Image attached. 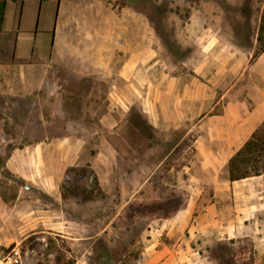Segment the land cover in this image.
I'll use <instances>...</instances> for the list:
<instances>
[{"label":"rangeland","instance_id":"obj_1","mask_svg":"<svg viewBox=\"0 0 264 264\" xmlns=\"http://www.w3.org/2000/svg\"><path fill=\"white\" fill-rule=\"evenodd\" d=\"M46 11L24 10L37 44L50 45L56 23L58 55L86 63L114 47L115 62L82 77L61 67L51 82L39 72L35 84L0 65V238L18 264H148L158 240L174 264H220L214 251L224 264H264V191H218L194 146L196 118L170 94L155 113L145 93L153 79L210 82L228 59L242 70L264 46V0H62L52 22ZM139 47L142 78L129 80L122 66ZM196 199L186 229L160 232Z\"/></svg>","mask_w":264,"mask_h":264},{"label":"crops","instance_id":"obj_2","mask_svg":"<svg viewBox=\"0 0 264 264\" xmlns=\"http://www.w3.org/2000/svg\"><path fill=\"white\" fill-rule=\"evenodd\" d=\"M35 1L38 2L40 10L47 8V17L51 22L59 18L62 0H0L1 66L20 68L24 72L26 83L29 84L37 82L39 72H42L44 80L51 82V78L56 77L55 72L61 67L68 68L75 77H82V71L101 72L104 63L107 69L113 67L114 47L108 51L110 58L98 55L86 63L80 57L58 55L56 23L53 28L48 29L52 32L50 45L42 42L37 44L38 24L36 26L32 24L31 27L23 26L25 7ZM12 7L16 9V13L11 15ZM144 47L143 49L139 47L133 56L124 60L122 74L129 80H132V76L138 77V80L142 78L140 62L146 53ZM244 61L238 58L228 59L227 62H231L229 68H225L226 65H219L216 77L210 82L192 79L181 84L180 77L171 76L162 79L161 83L157 79L151 80L148 84L149 89L145 91L147 100L150 99L149 96L154 100L155 105L150 109L153 112H160L161 107L158 106L162 103L158 105V102L170 94L176 99L175 108L180 116L190 118L193 115L196 118L190 130L196 128L194 146L202 159L204 174L216 184L218 191H232L237 196L253 191L259 194L264 191L255 187L256 182L261 184L264 174L233 181L226 176L224 180L220 177L222 173L228 172L229 160L264 122V50L258 56H247V64L239 70L240 64ZM229 74L233 75L230 79ZM215 204L212 202L209 209L213 210ZM196 206L197 199L189 202L174 216L176 221L170 217L167 223L162 224L160 232L170 235L176 230L186 229L193 218ZM158 243H161L160 240L147 248L148 264H174L176 256L174 250L163 244L158 247Z\"/></svg>","mask_w":264,"mask_h":264},{"label":"trees","instance_id":"obj_3","mask_svg":"<svg viewBox=\"0 0 264 264\" xmlns=\"http://www.w3.org/2000/svg\"><path fill=\"white\" fill-rule=\"evenodd\" d=\"M258 39H262L261 32ZM263 50L264 46L262 45L261 49L257 51L254 56H258ZM150 128L153 129L155 127L152 125ZM228 171L229 179L232 181L264 174V122L258 127L244 146L229 160ZM91 196H93V192L90 191L87 193V197ZM232 242H234V240H232ZM218 246H220L225 253H232L233 249L231 247H227L226 243L223 241H220ZM232 254L234 255V253ZM212 256L220 264H224L219 251H214ZM249 260L248 264H251L253 256H250Z\"/></svg>","mask_w":264,"mask_h":264},{"label":"built area","instance_id":"obj_4","mask_svg":"<svg viewBox=\"0 0 264 264\" xmlns=\"http://www.w3.org/2000/svg\"><path fill=\"white\" fill-rule=\"evenodd\" d=\"M14 252H18V250L16 248L10 250L9 246L0 238V264H18Z\"/></svg>","mask_w":264,"mask_h":264}]
</instances>
